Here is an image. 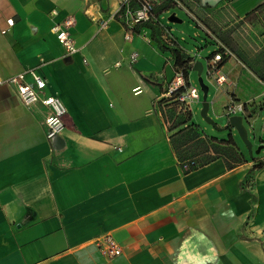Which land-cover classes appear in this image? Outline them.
<instances>
[{
	"label": "crops",
	"instance_id": "crops-1",
	"mask_svg": "<svg viewBox=\"0 0 264 264\" xmlns=\"http://www.w3.org/2000/svg\"><path fill=\"white\" fill-rule=\"evenodd\" d=\"M122 1L0 0V264H264V9L245 19L264 0H178L231 53L219 64L221 84L208 72L213 111L243 104L246 115H234L254 138L250 159L236 143L241 163L192 161L188 173L161 116L175 69L157 40L201 60L161 12L130 39L114 19L99 29ZM68 16L76 54L51 31ZM30 69L66 108V127L52 139L47 109L23 105L6 82ZM105 234L119 256L99 251L95 240Z\"/></svg>",
	"mask_w": 264,
	"mask_h": 264
},
{
	"label": "built area",
	"instance_id": "built-area-1",
	"mask_svg": "<svg viewBox=\"0 0 264 264\" xmlns=\"http://www.w3.org/2000/svg\"><path fill=\"white\" fill-rule=\"evenodd\" d=\"M177 3V7H180L178 0H174ZM157 0H123L114 15L106 20H103L99 24V29L107 27L109 20H116L125 31V36L130 39L134 34V28L136 25L143 23H151L156 19L155 8ZM52 16L58 15V10L53 8L50 11ZM74 19L71 16L65 17L59 22L53 23L51 31L54 33L57 41L63 47L66 54H76L79 52V48L74 42V38L71 34V26ZM220 50L208 60V72L212 75H217L216 82L221 84L224 81V77L218 73L219 63L225 56L231 53L224 47H220ZM137 53H133L130 57V62L136 60ZM29 75L31 81L26 80V76ZM6 82L15 87L19 100L23 105L27 107L34 106L38 103L43 105L47 109V113L44 118V124L46 126V137L52 139L65 129L66 122V108L60 98L54 94H44L46 88L45 79L40 76L35 70L30 69L25 72L18 73L9 77ZM134 93L139 92L138 87L133 89ZM199 94L197 89L191 86L189 80L185 79L182 72L175 71L173 78L168 83L166 89L161 94V102H172L165 106L163 105L162 117L164 119L165 126H169L175 121V118L179 114L187 115L191 113V102L199 100ZM174 107L176 115L169 116L168 109ZM228 116L236 113L246 115L247 110L243 104L231 103L225 110ZM95 244L99 251L108 259L119 256L122 253L121 246L113 239L110 234H105L98 237L95 240Z\"/></svg>",
	"mask_w": 264,
	"mask_h": 264
},
{
	"label": "trees",
	"instance_id": "trees-1",
	"mask_svg": "<svg viewBox=\"0 0 264 264\" xmlns=\"http://www.w3.org/2000/svg\"><path fill=\"white\" fill-rule=\"evenodd\" d=\"M171 6L177 7V3L174 0H162L160 5H156L155 12H163ZM260 9H264V5L249 12L245 16V19L253 17L255 12ZM139 25H136L134 28L135 32ZM157 44L162 51H169L172 54L175 71L182 72L188 82V75L193 57L185 54L178 46L167 47L162 45L159 40H157ZM217 52L218 50L214 51L208 58L211 59ZM259 77L264 81V76L259 75ZM190 119L191 113L184 115V118L179 121H176L175 119V121L169 126V130H171V144L183 173H188L195 169V166L206 164L219 157L225 159L227 167L229 168H232L243 161V157L231 134H229L228 138L225 140H218L214 137H209L199 125L189 122ZM192 161H196L197 165H193L191 163Z\"/></svg>",
	"mask_w": 264,
	"mask_h": 264
},
{
	"label": "rangeland",
	"instance_id": "rangeland-1",
	"mask_svg": "<svg viewBox=\"0 0 264 264\" xmlns=\"http://www.w3.org/2000/svg\"><path fill=\"white\" fill-rule=\"evenodd\" d=\"M171 15H175L179 20H181V22H171L169 20V17ZM159 17L161 23L170 28V34L177 38L178 43L185 50L196 55L203 62L204 70L201 73V78L203 84L208 87L207 100L212 101V98L216 93V85L208 75L206 58H208L214 51H217L218 46L214 42H212V40H210V38L206 35L201 27L196 25L195 21L192 20L190 15L184 9L176 6H171L165 11L161 12L159 14ZM189 82L191 86L197 89L200 97L198 101L191 102V119L189 122H193L199 125L206 135L217 138L219 140H225L228 138L229 134H231L238 146L241 148L246 159H250L251 156L247 145L243 143L235 130L217 129L218 127L223 128L226 122V117L224 116L223 110L222 112L220 111V113L217 114L213 111L212 105L209 108L208 115L214 120L217 128L213 125L208 124L200 115L202 91L196 72H189ZM167 111L169 116L171 117L172 115L173 117L176 115V111L173 106H171V108H169ZM183 118L184 114H179L175 119L176 121H179ZM248 139L250 142L254 140L251 132L248 133ZM256 148H254V151L256 150Z\"/></svg>",
	"mask_w": 264,
	"mask_h": 264
},
{
	"label": "water",
	"instance_id": "water-1",
	"mask_svg": "<svg viewBox=\"0 0 264 264\" xmlns=\"http://www.w3.org/2000/svg\"><path fill=\"white\" fill-rule=\"evenodd\" d=\"M169 20L171 22L176 21L175 16L171 15L169 17ZM191 70L197 73L198 79H199V84L201 87L202 91V101H201V110H200V115L202 118L210 125H213L216 127V123L214 120L208 115L209 108L211 106V101L207 100L208 96V87L203 84L202 78H201V73L203 71V65L201 61L199 60H194L193 65L191 67ZM226 117V122L223 128H217L218 130L222 129H234L237 134L239 135L240 139L243 141L245 145H247L249 151H251V142L248 139V132L247 128L242 122V116L241 115H232L228 116L227 114H224ZM256 153L258 152V149L255 151Z\"/></svg>",
	"mask_w": 264,
	"mask_h": 264
}]
</instances>
